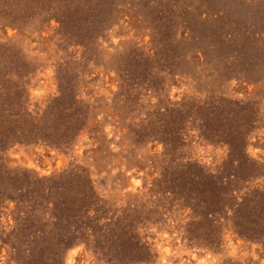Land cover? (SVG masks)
<instances>
[{
    "label": "rangeland",
    "instance_id": "1",
    "mask_svg": "<svg viewBox=\"0 0 264 264\" xmlns=\"http://www.w3.org/2000/svg\"><path fill=\"white\" fill-rule=\"evenodd\" d=\"M0 264H264V0H0Z\"/></svg>",
    "mask_w": 264,
    "mask_h": 264
}]
</instances>
